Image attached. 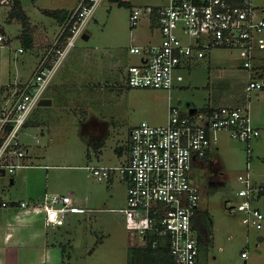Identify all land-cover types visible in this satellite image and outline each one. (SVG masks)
<instances>
[{
	"label": "rangeland",
	"instance_id": "obj_1",
	"mask_svg": "<svg viewBox=\"0 0 264 264\" xmlns=\"http://www.w3.org/2000/svg\"><path fill=\"white\" fill-rule=\"evenodd\" d=\"M253 1L257 17L264 18V0ZM22 2L33 14V25L26 21L27 30L23 31L21 18H8V8L4 7L8 5L0 6V25L5 27L6 49L13 67L14 60H19L26 65V74L31 72L26 81L43 51L26 45L24 37L36 28L40 30L46 22L52 26L51 32H58L62 20L43 7L61 9L73 5L74 0ZM167 2L124 0L119 4L116 0H101L86 24L89 36L80 34L75 38L53 74V80L57 77V82L63 81L56 85L53 103L36 105L29 114L30 121L21 129V145L26 153L17 159L31 163L14 169L25 172L26 180L20 181L21 184L40 194L70 190L78 201L92 207L72 210L64 223L50 227L49 240L64 256L59 264H128L129 247L137 244L141 235L132 216L116 209L126 205V182L118 173L110 178H97L87 164L120 162L122 156L116 152L119 148L126 150L128 132L134 123L142 118L164 122L167 113L163 106L167 107L168 93L171 102L179 106L188 100L202 106L214 98L217 105L232 100L249 102L251 114L262 117L260 139L251 138L249 152L244 141L222 129L215 144L218 146L211 147L205 160L208 166L196 168L195 173L197 181L203 183L199 207L209 209L212 214V239L207 247H201L199 264H264V191L254 192L250 197L251 204L263 212L260 226L244 222L242 209L229 210L232 202L243 198L238 192L245 186L240 173L249 169L254 182H264V86L252 89L248 95L245 86L249 67L243 64L239 49L219 45L204 56L193 58L180 69L183 78L175 80L170 90L126 84L127 65L139 61L141 55L130 50V45L156 42L160 36L158 27L154 25L152 30L147 8ZM134 4L142 8L135 24L130 19ZM261 39L264 29L255 33V40ZM19 46L23 49H18ZM255 53L253 77L264 81V68L256 64L264 62V47L257 46ZM97 119L105 122L97 125ZM84 120L86 123L82 124ZM91 129L95 137L89 140ZM94 141L104 143L100 160L94 153ZM12 172L6 171L4 182L0 183V198L9 187L21 185L9 181ZM244 249L246 255H242ZM36 255L35 251L31 254Z\"/></svg>",
	"mask_w": 264,
	"mask_h": 264
},
{
	"label": "built area",
	"instance_id": "obj_2",
	"mask_svg": "<svg viewBox=\"0 0 264 264\" xmlns=\"http://www.w3.org/2000/svg\"><path fill=\"white\" fill-rule=\"evenodd\" d=\"M100 1L77 0L42 52L32 75L14 88L0 124V167L5 171L12 172L23 164L15 160L16 156L26 153L21 145V129L39 104L61 59L75 38L85 31ZM13 3L14 0H0V5ZM147 9L149 15H156L160 36L156 42L130 45V50L141 55L139 61L127 65V85L170 90L175 80L183 78L181 68L221 45L231 50L237 48L243 55V64L249 67L245 86L248 92L264 86V81L253 77L252 72L255 49L264 47V39L255 40V33L264 29V18L257 17L253 0H168ZM141 12L140 6L132 5L133 24ZM3 39L0 31V41ZM222 129L244 141L248 152L251 138L260 133L252 120L249 104L185 110L169 101L164 122L142 118L130 127L126 153L120 162L87 164L97 178H110L118 173L124 179L126 205L116 209L126 211L136 221L141 235L137 244L148 240L153 244L165 243L174 264H199L201 246L194 216L199 208L200 185L193 179L192 169L215 146ZM239 177L245 182L238 191L243 198L232 202L229 210L242 209L244 222L260 226L263 212L251 204L250 197L254 192L264 191V183L254 182L249 169ZM2 203L8 201L2 200ZM21 203L26 204L24 200ZM34 207L44 210L47 227L64 223L72 210L92 209L69 191L45 192ZM246 254L242 250V255Z\"/></svg>",
	"mask_w": 264,
	"mask_h": 264
},
{
	"label": "crops",
	"instance_id": "obj_3",
	"mask_svg": "<svg viewBox=\"0 0 264 264\" xmlns=\"http://www.w3.org/2000/svg\"><path fill=\"white\" fill-rule=\"evenodd\" d=\"M76 3H77V0H74L73 5L66 6V7L65 6L59 7V8L67 9V12H66V15H67L68 12L76 5ZM23 5L24 4L21 0V6L27 15V21L28 20L30 21L29 25L30 24L33 25V21H32L33 14L32 12H30V9L28 8L26 9V7H23ZM0 6H3V5H0ZM12 6L13 5L4 6L8 8L7 11H8L9 19H12L14 17H19L17 15H13V16L10 15ZM31 9L36 10L35 6H31ZM43 9H45L48 13H50L49 12V10H51L50 8L43 7ZM65 17L59 16V18L62 20L61 22L64 21ZM149 22L152 25V30H153L154 25L158 27L157 18H156L155 13H152L151 15H149ZM0 27L3 28V29L0 28V31L4 34L5 32L4 25H0ZM51 28L52 26H48L46 22L41 26L40 30L37 31V28H36L35 30L31 31L29 36H25L26 40L28 39L30 43L28 45L34 48L35 47L41 48V52L44 51V49L50 44L52 39H54L55 35L57 34L56 31H54L53 33V30H52L51 32L50 30ZM36 34H37V37H36ZM83 34L85 35L87 34V37L89 36V30L87 27L85 28V31L82 33V35ZM85 35L83 36L85 37ZM142 38H145V37L142 35ZM47 42L49 43L47 45H44ZM7 43L8 42L6 41V37L4 35V39L0 41V124H1V117L4 114L5 108L9 104L12 98V92L14 88L18 86V84L23 82L31 74V72L29 75L26 74L27 67L26 65H22L24 62L20 64L19 60H14L13 62L14 67H13L11 59L8 57V51L6 49L8 45ZM147 43H151V42L146 41L145 44H142V45H146ZM133 44H141V43H133ZM38 60L39 58L36 60L35 64H37ZM256 64L257 66L262 65L261 67L264 68L263 61L260 63H256ZM56 78L57 77H55V80L51 79L49 85L46 87L44 94H43V97L47 98L46 100L49 99L50 101H46L45 103H39L38 105H50L53 103L55 94L57 91L56 85H58L59 83H63V81L57 82ZM257 89L258 88L253 89V90H257ZM251 92L252 90L248 92L249 96ZM167 98H168L167 103H166L167 107L166 105L163 106L164 107L163 109H165V113H167L166 111L168 110V104H169V101H171L170 93H168ZM71 100H74V97L72 98L71 96ZM214 100L215 98L213 100H209L206 104L202 106H197L194 103H192V101L188 100L183 106H180V107L185 110L201 109V108L217 105V104H214ZM231 102L232 103H221V104H229V105L243 104V103H238L239 100H232ZM244 104H249L250 106L249 102L248 103L244 102ZM166 116L163 117L164 121L166 120ZM251 116H252L253 122L256 125H258L260 128L259 124H261L262 122V117L260 118L256 114H251ZM97 120H98L97 125H100L102 121L105 122L104 120H101V119H97ZM29 121L30 119H27L26 122H29ZM84 121L82 122V124L86 123V121L85 122ZM96 128H99V126H96ZM89 132H90V135L88 136V138L89 140H91V138L95 137L94 136L95 131L91 129ZM0 134H1V129H0ZM258 139H260V136L258 137ZM98 142L96 143V141H94V143L92 144H93L94 153L96 154V158L97 160H100L104 152L103 151L104 143L99 144ZM217 146L218 145H215V147ZM210 150L205 155V158L203 159L199 158L198 161H196V164H199L200 166H204L206 168L208 166V163L205 160L207 159V157H209ZM116 153L118 154V156H122V159H123L126 151L125 150L122 151V148H119ZM47 157H49L48 154H47ZM17 158L18 156L16 157V161L23 163L20 166L26 167L31 164L26 161H21ZM121 160L119 159V161ZM93 164H99V163H93ZM44 165L46 167H49L48 162L47 163L45 162ZM5 173L6 171L4 173L0 171V183L4 182V177L6 178ZM11 174L12 175L10 176L9 181L12 183V185L16 182H18V184L20 185L21 184L20 181L26 180L25 172H22V171L18 172L17 170L16 172L15 171L12 172ZM23 187H24V183H22L20 187L18 188L9 187L8 190H5L4 192L5 196L0 198V264H59V259L60 258L63 259L64 256L63 258L61 257L57 246L53 242H50L49 240L50 239V235H49L50 227L52 226L57 227L58 225L51 224L48 227L46 226L45 219H44V214H45L44 210L37 209L36 207H34V204L38 202L42 194H40L39 192L35 193V191H32V192L28 191L29 187L27 186H25L24 188ZM66 191L72 192L70 190H66ZM33 194H36L37 197H35L36 195H33ZM15 199H17V201L11 203V200H15ZM2 200H6L8 201V203L3 204ZM22 200H24L26 204H22L21 203ZM34 251L37 253V255L31 256V254H33ZM62 253L64 255V251Z\"/></svg>",
	"mask_w": 264,
	"mask_h": 264
},
{
	"label": "trees",
	"instance_id": "obj_4",
	"mask_svg": "<svg viewBox=\"0 0 264 264\" xmlns=\"http://www.w3.org/2000/svg\"><path fill=\"white\" fill-rule=\"evenodd\" d=\"M122 4L124 0H116ZM49 12L60 17H65L67 9H51ZM10 15L21 17L23 22V31L27 27V15L21 6V0H14ZM25 34H27L25 32ZM27 36V35H26ZM25 39V44H30L28 39ZM147 87V86H146ZM212 214L207 208H198V212L194 216V227L197 231V239L202 247H207L212 239ZM128 264H174L172 254L165 243L158 242L153 244L147 241L143 244H133L129 247Z\"/></svg>",
	"mask_w": 264,
	"mask_h": 264
},
{
	"label": "flooded vegetation",
	"instance_id": "obj_5",
	"mask_svg": "<svg viewBox=\"0 0 264 264\" xmlns=\"http://www.w3.org/2000/svg\"><path fill=\"white\" fill-rule=\"evenodd\" d=\"M199 164H196V163H194V165H193V169H192V175H193V179L200 185V187H201V184H203V183H199V181H197V178H196V168H202V169H204L205 167L204 166H200Z\"/></svg>",
	"mask_w": 264,
	"mask_h": 264
},
{
	"label": "water",
	"instance_id": "obj_6",
	"mask_svg": "<svg viewBox=\"0 0 264 264\" xmlns=\"http://www.w3.org/2000/svg\"><path fill=\"white\" fill-rule=\"evenodd\" d=\"M83 35H85V34H83ZM85 37H87V34L85 35ZM46 99L47 98L42 97L40 99L39 103H45L46 101H50L49 99L48 100H46ZM0 171H2L4 173L5 172V169L3 167H0Z\"/></svg>",
	"mask_w": 264,
	"mask_h": 264
}]
</instances>
